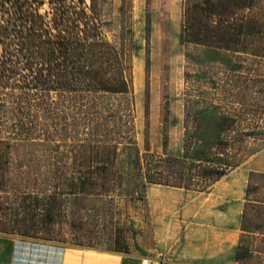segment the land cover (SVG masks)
Masks as SVG:
<instances>
[{"label": "trees", "instance_id": "trees-1", "mask_svg": "<svg viewBox=\"0 0 264 264\" xmlns=\"http://www.w3.org/2000/svg\"><path fill=\"white\" fill-rule=\"evenodd\" d=\"M185 11L191 49L176 155L166 125L163 152L151 149L149 57L144 150L119 101L135 95L133 0H121L115 22L102 0H0V191L13 189L26 218H43L22 235L55 240V221L72 206L78 239L107 235L110 250L129 253L123 227L102 221L115 206H146L152 185L208 190L264 146V0H187ZM263 180L249 174L238 264L264 236V200L253 199Z\"/></svg>", "mask_w": 264, "mask_h": 264}, {"label": "rangeland", "instance_id": "rangeland-1", "mask_svg": "<svg viewBox=\"0 0 264 264\" xmlns=\"http://www.w3.org/2000/svg\"><path fill=\"white\" fill-rule=\"evenodd\" d=\"M102 3L107 16L115 22L121 0H102ZM186 5L187 0H133L135 95L119 96V101L133 111L135 136L142 150L146 129L147 57L150 58L151 149L163 152L167 129L168 152L178 155L182 150L186 55L191 49L182 39ZM149 17L151 32L147 39ZM251 172L264 173V146L208 190L152 185L147 190L146 206L141 203L115 206L114 214L102 221L110 227L114 222L123 227L129 253L110 250L113 242L107 235L78 239L70 228L72 206H65L67 215L56 219L55 240L24 236L19 228L34 222L40 224L43 218L41 215L26 218L24 207L13 205V189L0 191L5 201L0 206V230L8 227L7 232L0 231V264H64L58 250L66 247L95 262L106 258L112 264H238L235 256ZM258 184H264V180ZM263 193L262 190L253 194V199L264 200ZM254 238V256L239 264H264V236L257 234ZM80 240L96 246H79L76 243Z\"/></svg>", "mask_w": 264, "mask_h": 264}, {"label": "crops", "instance_id": "crops-1", "mask_svg": "<svg viewBox=\"0 0 264 264\" xmlns=\"http://www.w3.org/2000/svg\"><path fill=\"white\" fill-rule=\"evenodd\" d=\"M75 251L76 249L74 248L66 247L58 250V256L62 258L64 264H112L111 260H107L106 258V260H98L95 262L93 258L78 255Z\"/></svg>", "mask_w": 264, "mask_h": 264}, {"label": "built area", "instance_id": "built-area-1", "mask_svg": "<svg viewBox=\"0 0 264 264\" xmlns=\"http://www.w3.org/2000/svg\"><path fill=\"white\" fill-rule=\"evenodd\" d=\"M143 264H146V263H143Z\"/></svg>", "mask_w": 264, "mask_h": 264}]
</instances>
